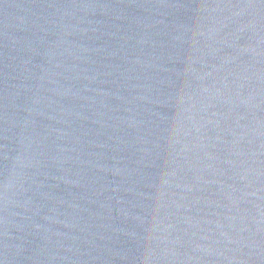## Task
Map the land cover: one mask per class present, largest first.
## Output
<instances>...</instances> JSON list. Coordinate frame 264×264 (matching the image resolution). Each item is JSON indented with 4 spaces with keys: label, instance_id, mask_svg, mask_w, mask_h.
Listing matches in <instances>:
<instances>
[{
    "label": "water",
    "instance_id": "water-1",
    "mask_svg": "<svg viewBox=\"0 0 264 264\" xmlns=\"http://www.w3.org/2000/svg\"><path fill=\"white\" fill-rule=\"evenodd\" d=\"M0 264H264V0H0Z\"/></svg>",
    "mask_w": 264,
    "mask_h": 264
}]
</instances>
